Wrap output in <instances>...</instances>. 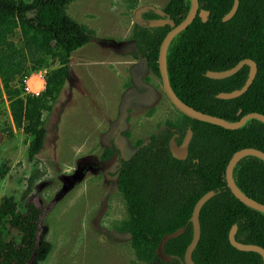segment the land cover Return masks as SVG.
Listing matches in <instances>:
<instances>
[{
	"label": "trees",
	"instance_id": "trees-1",
	"mask_svg": "<svg viewBox=\"0 0 264 264\" xmlns=\"http://www.w3.org/2000/svg\"><path fill=\"white\" fill-rule=\"evenodd\" d=\"M73 1L0 0V98L8 103L12 123L24 136L29 162L44 147L42 116L52 110L66 83L72 53L91 41V32L65 12ZM233 3L234 0H198L199 9L209 13L206 21L197 15L172 38L166 51L169 83L180 101L228 122L253 112L264 115V0H238L235 14L223 22ZM190 6V0H172L167 12L177 25L187 16ZM146 17L156 16L151 12ZM170 30L169 25L133 28L137 56L159 79V48ZM15 31L20 32L24 51L33 59L31 73L48 71L45 89L37 96L25 92L24 81L21 85L15 83V76L21 72L14 63L17 53L8 41L2 40ZM243 59L256 64L253 82L236 98H217L219 93L240 89L249 67L245 65L234 75L219 80L206 77V72L228 70ZM188 130L192 138L187 158L177 160L169 151V141L174 138L179 144ZM110 145L118 156L117 189L128 212L122 230L129 235L137 260L180 264L193 236V208L203 195L212 192L199 212L200 238L191 255L193 263L263 264L258 253L235 249L228 235L236 226L237 242L264 249V213L237 200L225 180L227 163L236 151L254 148L264 153L261 121L250 119L238 129L227 130L181 114L177 123L167 124L129 159L121 156L113 141ZM8 170L6 164L2 165L0 178ZM232 175L242 193L264 204L263 160L245 156L236 163ZM19 207L25 216L18 213ZM39 214L27 193L19 202L13 196L2 199L0 264L30 263L37 249ZM180 228L184 232L165 244V253L173 258L172 263H165L156 257V248L164 235Z\"/></svg>",
	"mask_w": 264,
	"mask_h": 264
},
{
	"label": "rangeland",
	"instance_id": "rangeland-1",
	"mask_svg": "<svg viewBox=\"0 0 264 264\" xmlns=\"http://www.w3.org/2000/svg\"><path fill=\"white\" fill-rule=\"evenodd\" d=\"M169 1L75 0L66 6V14L91 32V41L72 53L66 83L52 110L43 113L46 138L33 162L0 98V167L9 169L0 178V202L8 196L19 202L27 193L40 211L29 264H146L136 259L122 230L128 212L110 142L129 159L181 119L132 38L134 11L145 4L164 8ZM2 40L17 53L21 72L15 83L21 85L33 74V59L19 31ZM18 213L25 216L21 207Z\"/></svg>",
	"mask_w": 264,
	"mask_h": 264
},
{
	"label": "water",
	"instance_id": "water-1",
	"mask_svg": "<svg viewBox=\"0 0 264 264\" xmlns=\"http://www.w3.org/2000/svg\"><path fill=\"white\" fill-rule=\"evenodd\" d=\"M238 7V0H234V3L232 5V8L230 11L225 14L222 18L223 22L228 21L236 12ZM147 11H154L156 14L160 16L159 19H152L149 21H145L142 18V13H145ZM199 15L202 21H206L207 15L209 14L207 11L200 10L198 11V0H191V6L190 10L187 14V16L177 25L170 20L169 18H163L164 13L156 8L153 7L152 5H143L137 8L134 13H133V19H134V24L139 26V27H163L165 25H169L171 27V30L165 35L163 38L160 48H159V54H158V70H159V76L161 79L162 83V88L165 96L168 98L170 103L173 105V107L180 112L181 114L205 123H209L212 125H216L219 127H222L227 130H235L240 127H242L246 121L250 119H256L261 121L264 124V115L260 113H248L244 116H242L238 121L236 122H228L226 120H223L221 118L204 114L200 111H197L193 109L192 107L184 104L180 99L175 95L173 92L169 79H168V74H167V65H166V51L167 47L172 40V38L184 30L191 22L194 20L196 15ZM248 66L249 67V72H248V77L244 83V85L238 89L234 90L229 93H219L216 97L219 99H233L236 98L240 95H242L248 87L251 85L253 82L256 73H257V67L256 64L250 60V59H243L239 61L234 67L225 70V71H208L206 72V77L210 79H225L228 78L232 75H234L236 72H238L243 66ZM192 138V132L190 130L187 131L185 136L183 137L182 141L180 144H176L174 138H171L169 141V151L172 155L173 158L177 160H185L188 155V146ZM252 155L260 158L261 160L264 161V153L262 151H259L254 148H244L241 150L236 151L231 158L229 159L226 169H225V180L227 187L231 191V193L234 195V197L239 200L241 203L246 205L247 207L254 209L256 211L264 213V204H261L248 196H246L244 193H242L238 187L236 186L234 179H233V168L236 165V163L242 159L245 156ZM212 192H208L205 195H203L195 204L193 208V212L190 218V221L192 223L193 227V236L191 239L190 244L187 246L183 259L180 261L181 264H194L191 258L192 252L195 249L199 238H200V224H199V212L201 207L204 205V203L212 196ZM184 232L183 228H180L172 233H168L164 235L159 244L158 247L156 248V257L160 259L161 261L165 263H172L173 258L170 257V255L165 253V244L173 238L178 237ZM235 233H236V226H233L232 229L229 232L228 238L230 244L237 250L239 251H244V252H255L258 253L263 260L264 264V249L257 246V245H251V244H242L239 243L235 240Z\"/></svg>",
	"mask_w": 264,
	"mask_h": 264
},
{
	"label": "built area",
	"instance_id": "built-area-1",
	"mask_svg": "<svg viewBox=\"0 0 264 264\" xmlns=\"http://www.w3.org/2000/svg\"><path fill=\"white\" fill-rule=\"evenodd\" d=\"M48 71L46 69L39 70L33 73L30 77L24 80V90L27 94L39 95L45 89V81ZM33 83H29L30 80Z\"/></svg>",
	"mask_w": 264,
	"mask_h": 264
},
{
	"label": "flooded vegetation",
	"instance_id": "flooded-vegetation-1",
	"mask_svg": "<svg viewBox=\"0 0 264 264\" xmlns=\"http://www.w3.org/2000/svg\"><path fill=\"white\" fill-rule=\"evenodd\" d=\"M171 1L172 0H170L169 2H168V4L164 7V8H159V7H156V8H158V9H160L163 13H164V19L165 18H169L170 20H172L171 19V17H170V15L168 14V12H167V7H168V5L171 3ZM190 2H191V0H190ZM145 5H151V4H145ZM143 6V5H142ZM153 6V5H152ZM153 7H155V6H153ZM201 9H199V7H198V11H200ZM204 11V10H203ZM153 13L156 17L155 18H147L146 16L149 14V13ZM208 12V11H207ZM198 15V14H197ZM196 15V16H197ZM209 15V14H208ZM208 15H207V17H208ZM199 16V15H198ZM200 17V16H199ZM142 18L143 19H145V21H149V20H152V19H159L160 18V16L158 15V14H156L154 11H147V12H145V13H142ZM207 19V18H206ZM173 21V20H172ZM174 22V21H173ZM176 25V24H175ZM134 41V40H133ZM135 43V42H134ZM181 143V142H180ZM179 143V144H180ZM116 154V153H115ZM117 177H118V175H117ZM181 261V260H180ZM173 262V261H172ZM181 264V263H180Z\"/></svg>",
	"mask_w": 264,
	"mask_h": 264
},
{
	"label": "bare ground",
	"instance_id": "bare-ground-1",
	"mask_svg": "<svg viewBox=\"0 0 264 264\" xmlns=\"http://www.w3.org/2000/svg\"><path fill=\"white\" fill-rule=\"evenodd\" d=\"M33 81H34V80L32 79V80H30V82H29V83L31 84V83H33Z\"/></svg>",
	"mask_w": 264,
	"mask_h": 264
}]
</instances>
